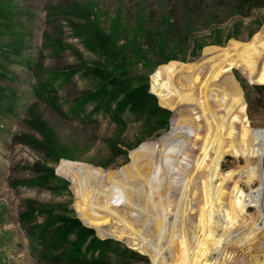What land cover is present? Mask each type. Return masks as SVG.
I'll list each match as a JSON object with an SVG mask.
<instances>
[{
	"label": "rangeland",
	"instance_id": "1",
	"mask_svg": "<svg viewBox=\"0 0 264 264\" xmlns=\"http://www.w3.org/2000/svg\"><path fill=\"white\" fill-rule=\"evenodd\" d=\"M0 7L11 9L14 21L23 26L1 30L0 36V48L19 49L8 66L11 81L0 80L16 99L13 113L5 110L9 100L0 109V264H47L39 260L37 245L25 235L19 221L22 211L61 206L54 211L68 210L78 219L70 183L56 173L61 161L117 171L129 164L130 152L144 143L157 146L172 130L174 113L167 109L166 125L161 114L142 118L129 112L122 115L124 123L116 125L109 114L94 111L91 103L74 115L72 97L94 90L97 84L89 72L92 67L123 68L132 86L147 85L153 95L150 76L158 67L170 62L194 64L205 48H223L232 40L246 43L264 28V0L247 5L235 0H0ZM96 35L106 38L118 57L105 52L110 47L101 50L90 44ZM166 60L169 63H163ZM66 67L76 72L65 85L61 77L52 82L58 90L56 101L38 100V86L50 78L52 69ZM233 73L252 127L264 131V86H250L239 71ZM32 118L53 132L54 146L47 152L36 147L42 136L30 127ZM57 154L64 158L54 160ZM37 162L53 169L56 178L48 186L36 184ZM244 166L243 159L226 157L223 170ZM34 215L38 224L44 221L42 214ZM248 215L254 218L255 210L249 208ZM134 224L142 237L156 244L150 228L138 220ZM94 232L99 239H112ZM116 242L120 246L110 256L111 264H152L149 257ZM125 247L137 256L121 258L119 251Z\"/></svg>",
	"mask_w": 264,
	"mask_h": 264
},
{
	"label": "bare ground",
	"instance_id": "2",
	"mask_svg": "<svg viewBox=\"0 0 264 264\" xmlns=\"http://www.w3.org/2000/svg\"><path fill=\"white\" fill-rule=\"evenodd\" d=\"M233 70L264 86V28L246 43L205 48L194 64L153 72V95L174 113L157 146L142 144L117 171L61 161L56 173L70 183L84 226L152 264H264V131L252 127ZM226 157L245 166L224 171Z\"/></svg>",
	"mask_w": 264,
	"mask_h": 264
},
{
	"label": "trees",
	"instance_id": "3",
	"mask_svg": "<svg viewBox=\"0 0 264 264\" xmlns=\"http://www.w3.org/2000/svg\"><path fill=\"white\" fill-rule=\"evenodd\" d=\"M235 1L240 5H247L258 0ZM14 16L11 9L7 10L0 7V36L3 35L1 30L7 32L13 27L22 30L20 28L23 26L14 21ZM74 27H76V23ZM94 40L90 44L98 45L101 50L110 47L109 51L105 50V52L118 57L115 55V49L107 45L108 40L106 38L96 35ZM18 52L19 49L14 45L9 46V48H0V80L11 81L8 66L13 60L11 55H18ZM168 61L170 60L163 63ZM52 72L50 78L38 86L36 92L38 100L55 102L58 97V90L53 87L52 82L58 81L61 77V82L64 85L67 84L76 72V68L52 69ZM89 72L96 77L97 84L94 90L82 92L72 97L73 104H75L72 109L74 115L79 114L87 104L91 103L94 111L109 114L116 125L124 123L122 115L126 112L142 118H153L157 114H161L162 119L164 117L161 121L166 125L170 112L157 105L155 96L148 93L147 85L132 86L131 80L123 68L118 69L112 66L109 69L107 66L97 65L92 67ZM14 96L15 93L9 87L0 86V109L10 102L5 110L7 113H13L16 106ZM76 105L78 106L77 110ZM29 125L42 136V141H35L36 147L47 152V149L54 146L53 132L49 130L45 122L32 118ZM24 139L25 137L21 138V142L26 144L27 141ZM60 158L64 157L57 154L54 160L57 161ZM34 166L38 175L37 185L48 186L50 179L56 178L53 169L47 168L39 162ZM60 208L61 206L57 209L44 206L34 209L31 206L20 213L19 221L23 224L26 237L32 239L37 245L35 250L39 260L47 264H111L110 256L117 254L120 244L112 239H99L93 229L84 226L76 217L71 216L68 210L65 213L54 211L60 210ZM37 212L44 217V221L40 224L35 221L34 214ZM126 255L133 258L137 256L134 251L125 247L119 251V256L124 258ZM121 262L118 264H123Z\"/></svg>",
	"mask_w": 264,
	"mask_h": 264
}]
</instances>
